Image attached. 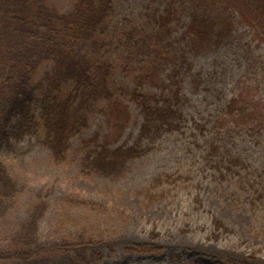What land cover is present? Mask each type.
Returning a JSON list of instances; mask_svg holds the SVG:
<instances>
[{
    "label": "trees",
    "instance_id": "1",
    "mask_svg": "<svg viewBox=\"0 0 264 264\" xmlns=\"http://www.w3.org/2000/svg\"><path fill=\"white\" fill-rule=\"evenodd\" d=\"M191 2L194 8L190 19L179 35L188 50L200 52L229 32L249 31L260 41L257 48L251 40L247 44L248 65L234 82L233 96L213 122L221 139L210 142L209 157L220 181L237 187L236 194L242 193L253 237L263 238L264 165L251 164L218 141L237 133L264 137V0ZM111 5V0H74L71 9L62 12L51 0H0V146L30 135L40 137L54 162L60 165L69 160L73 139L81 137L82 175L118 178L132 161L145 155L156 139L181 127L182 112L176 105L182 90L178 64L174 63L168 73L169 82L160 75L162 65L174 60L169 39L182 20V5L171 0L156 16L155 30L143 36L141 46L148 58L134 68L130 63L126 66L133 73L135 87L120 90L137 104L143 115L137 138L130 145H111L113 135H121L131 117L129 104L120 98L111 82L115 65L100 54ZM46 64L50 69L37 80ZM145 84L160 85L163 90L146 91ZM100 102L105 103L101 112L107 131L99 128L84 137L91 126L93 110ZM7 167L6 160L0 157V218L7 215L16 198L27 189V185L11 177ZM182 176L159 174L149 184L137 188L145 208L165 199L168 192L161 186ZM180 185L178 182L175 189L179 190ZM52 192V188L44 187L35 191V199L26 208V217L18 229L0 243V264H87L92 256L101 259L100 252L88 255L81 245L85 240L82 234L78 245L66 237L59 243L43 240L39 228L50 209ZM65 200L75 206L106 208L78 193ZM213 221L217 230L231 232L221 220ZM209 239L218 240L219 233ZM129 250L152 255L160 253L162 247L146 242Z\"/></svg>",
    "mask_w": 264,
    "mask_h": 264
},
{
    "label": "rangeland",
    "instance_id": "2",
    "mask_svg": "<svg viewBox=\"0 0 264 264\" xmlns=\"http://www.w3.org/2000/svg\"><path fill=\"white\" fill-rule=\"evenodd\" d=\"M73 1L51 0V3L66 12ZM176 1L182 5V20L169 39L174 60L162 65L160 75L169 82L167 75L174 63L178 64L182 90L176 105L182 112L181 127L156 139L145 155L132 161L118 178L82 175L81 137L73 139L70 158L60 165L54 162L40 137L30 135L25 140H12L10 145L0 146V157L6 160L11 177L27 185L14 207L0 218V243L18 229L26 217V208L35 199V191L44 187L52 188L53 192L49 196L50 209L39 228L43 240L59 243L66 237L78 245L79 235H84L81 245L88 255L102 253L101 259L92 256L87 264H264V236L256 238L250 232L251 217L243 209L242 193L236 194L237 187L220 181L209 157L210 142L221 139L213 122L233 96L234 82L248 65L247 44L251 40L257 48L260 41L249 31L229 32L200 52L188 50L179 35L186 28L184 24L190 19L194 3ZM111 2L112 12L101 37L105 45L100 54L114 63L112 85L131 110L122 134L111 138L115 147L134 143L143 122L137 104L120 92L135 87L133 73L126 66L130 63L134 68L148 58L141 46L143 36L155 30L156 16L171 0ZM48 69L50 65H44L37 80ZM143 88L158 93L163 90L153 84H145ZM104 106L100 102L93 110L91 126L84 137L99 128L107 131L101 112ZM218 143L227 145L251 164L264 165V137L237 133ZM168 172L174 177L182 173V179L167 181L161 186L168 192L165 199L146 209L136 189ZM178 182L181 185L176 190ZM77 193L106 208L75 206L65 200ZM214 218L221 220L231 232L217 230ZM214 233H219L218 240L209 239ZM146 242L159 245L162 251L148 255L129 250Z\"/></svg>",
    "mask_w": 264,
    "mask_h": 264
}]
</instances>
